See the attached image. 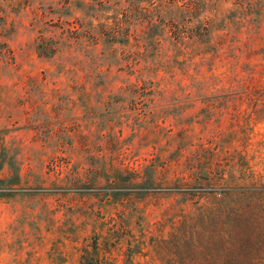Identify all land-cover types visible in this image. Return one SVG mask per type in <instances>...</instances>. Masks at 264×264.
Here are the masks:
<instances>
[{
	"label": "rangeland",
	"instance_id": "obj_1",
	"mask_svg": "<svg viewBox=\"0 0 264 264\" xmlns=\"http://www.w3.org/2000/svg\"><path fill=\"white\" fill-rule=\"evenodd\" d=\"M186 1L0 0V264H264V0Z\"/></svg>",
	"mask_w": 264,
	"mask_h": 264
},
{
	"label": "trees",
	"instance_id": "obj_2",
	"mask_svg": "<svg viewBox=\"0 0 264 264\" xmlns=\"http://www.w3.org/2000/svg\"><path fill=\"white\" fill-rule=\"evenodd\" d=\"M97 1H98L97 5H99V6H101L103 3L107 2V0H105V1L104 0H97ZM176 1H179V0H169V3L173 4ZM133 7H135V9H133V10L136 12L138 10L137 6L133 5ZM182 8L186 11H192V10L198 11L199 10L198 5H196V4L192 5L191 2H187L186 0H184V2L182 3ZM147 21L149 23H151V25L159 26V27L162 26V31H165L166 28L170 27V32H172V38L175 41L174 47L180 46V48L181 47H184L185 49L189 48V49H191V52H192L195 48H199V47L202 48L204 46H209V45L212 46L213 45V47H216V48L212 52V56L210 58V61L221 60V56L219 55V50L221 48H219V46H221V42H222L223 37L215 36V40L213 41L212 33H210V31H209V25H211V21H205L204 24L207 25L206 27H204L201 24V26L195 27L193 30H188L187 36H185V37H184V35H180L181 32L177 33L178 25L175 24L174 21H172V20L165 21V20H162L158 17L157 20H155V21L154 20H147ZM156 21L159 22L158 25H156ZM114 31H118V30H114ZM68 32L70 34L69 38L73 39L74 42H79L82 35L81 34L79 35L77 33V32H79L78 30L77 31H70L69 30ZM183 32H185V31H183ZM76 33L78 34V36L71 37L72 34H76ZM114 35H115V33H114ZM184 38H187L188 42H184ZM128 40L129 39L126 40L124 45L129 44ZM119 43L122 44V42H119ZM67 45H69V43ZM44 51H46V50H44ZM191 52L188 53L189 54V57H188L189 61H192L196 55H200V54L205 55V53L209 52V51H204V49H202V51L201 52L199 51L197 54H194V53L192 54ZM129 54H130L129 57L133 58L132 56L136 53H129ZM205 58L206 57H202V60H205ZM136 65H138V61H136V60L127 65V68L129 70V72H128L129 75H134V73H136L138 71L135 69ZM202 67H203V63H202V65H200L199 69H201ZM201 84H203V83H201ZM103 87H104V91L102 93H104L107 89V86L104 85ZM125 88H126V93L130 92V94H132V95H135V94L142 95V93L152 94V92H153V90L148 88L147 86H145L144 83H143V85H140L138 82L129 83V85H126ZM125 88H120V90L125 92ZM181 89H183L184 91L187 90V88L186 89L181 88ZM236 94H237L236 92L232 93V95H234V96H236ZM3 162L4 161H3L2 155H0V170L3 167ZM2 183H3V181H0V184H2ZM10 183H12V181Z\"/></svg>",
	"mask_w": 264,
	"mask_h": 264
}]
</instances>
